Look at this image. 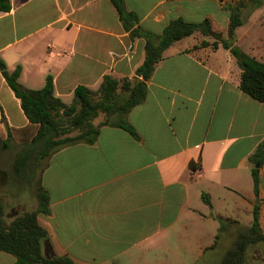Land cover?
Wrapping results in <instances>:
<instances>
[{
    "label": "crops",
    "instance_id": "0c3cea01",
    "mask_svg": "<svg viewBox=\"0 0 264 264\" xmlns=\"http://www.w3.org/2000/svg\"><path fill=\"white\" fill-rule=\"evenodd\" d=\"M124 1L141 33L160 34L179 17L207 18L225 38L228 8L238 0ZM10 4L0 11V60L9 72L20 66L26 88L43 87L51 75L64 102L78 85L96 90L105 75L133 77L144 59L145 37L131 36L110 0ZM240 12L234 44L264 62V4L247 2ZM202 40L213 42L195 32L164 50L145 99L126 115L138 137L105 125L93 144L52 151L45 167L35 165L32 179L24 172L33 190L38 183L47 192L49 212L37 216L48 231L47 253L77 264H220L251 225L255 206L264 233V161L258 193L250 162L264 139V102L239 88L241 69L230 51L201 46ZM35 131L0 67L4 213L23 190L24 174L14 176L13 158ZM24 208L13 205L10 221ZM251 245L244 264L253 257ZM255 248L260 258L264 245ZM14 261L0 252V264Z\"/></svg>",
    "mask_w": 264,
    "mask_h": 264
},
{
    "label": "trees",
    "instance_id": "16d2710c",
    "mask_svg": "<svg viewBox=\"0 0 264 264\" xmlns=\"http://www.w3.org/2000/svg\"><path fill=\"white\" fill-rule=\"evenodd\" d=\"M110 1L131 36L142 34L146 40L144 59L136 68L133 77L115 78L105 75L96 90L78 85L73 91L72 101L65 103L55 96L51 75L46 77L43 87L29 89L19 82L20 66L9 72L5 63L0 60L7 84L20 100L29 123L36 126L34 135L13 158L14 176L18 177L28 170L29 179H32L35 165L43 164L45 167L52 151L76 143L93 144L99 136L100 128L105 125L120 127L133 137H138L135 129L126 120L127 113L145 99L147 81L162 59L164 50L175 41L195 32L213 38L211 43L202 40L201 46L210 44L217 47L221 44L230 51L241 69L239 88L257 101L264 102V62L248 55L234 44L235 29L242 23L241 7L249 1L264 4L263 0H238L231 5L228 8L230 21L225 38L221 32L212 28L207 18L200 22H190L179 17L170 20L160 34L141 33L136 26L138 17L127 9L125 1ZM10 7V0H0V11H8ZM99 115L103 118L95 123L94 119ZM263 161L264 139L250 156L255 193L259 191V168ZM190 167L194 168V165L190 164ZM34 191L37 207L21 212L8 223L5 222L4 208L0 204V252L12 254L15 257L13 264H77L67 255L47 257L45 245L49 235L37 216L49 212L48 196L38 183ZM257 242H264V233L259 223V207L255 206L251 225L238 236L220 264H244L248 245Z\"/></svg>",
    "mask_w": 264,
    "mask_h": 264
},
{
    "label": "rangeland",
    "instance_id": "374dc122",
    "mask_svg": "<svg viewBox=\"0 0 264 264\" xmlns=\"http://www.w3.org/2000/svg\"><path fill=\"white\" fill-rule=\"evenodd\" d=\"M250 3H252V4H254V3L257 4L258 3V4H260L259 2H252V1ZM247 27H248V24H247ZM244 28H246V26H244ZM238 47L241 48L242 46L238 45ZM72 98H73L72 96L71 97H65L63 100H64V102L69 103V102L72 101ZM102 118H103V116L99 115L97 118L94 119V122L96 123V122L100 121ZM16 146L17 145H15L14 142H13V149L14 150L17 148ZM38 175H39V172H34V176H35L36 180H37ZM24 176H25V174L22 175L23 180H24V183L22 184L23 185L22 193L19 196H17V197H13L12 200L10 199L13 202L12 204L11 203H7V204L4 205L5 206V217L4 218L7 221V223L10 222V219L12 218L11 213L9 211H10L11 207L13 205H15L17 202L23 203L24 206H25V208H24L25 210H31L33 208V206L36 204V199L34 198L35 191L33 190V187H31L32 183H30L31 181L28 182L27 178H25ZM32 192H33V194H32ZM257 244L264 245V242H257L255 244L251 245V248H250L248 253L251 256L253 255V257H254L255 254H256L255 256L258 255V252L255 251L256 250L255 247H256ZM253 257L252 258H248L246 264H264V253H263V255H261L260 258H255V257L253 258ZM204 264H217V263L213 262V261H210L209 263H204Z\"/></svg>",
    "mask_w": 264,
    "mask_h": 264
},
{
    "label": "water",
    "instance_id": "95a60500",
    "mask_svg": "<svg viewBox=\"0 0 264 264\" xmlns=\"http://www.w3.org/2000/svg\"><path fill=\"white\" fill-rule=\"evenodd\" d=\"M45 249H47V245H45ZM52 254L50 252L47 253V257H51Z\"/></svg>",
    "mask_w": 264,
    "mask_h": 264
}]
</instances>
